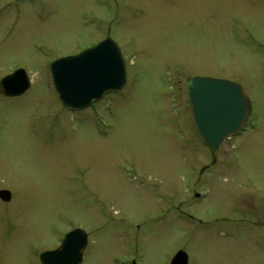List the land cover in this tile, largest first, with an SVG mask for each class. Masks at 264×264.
I'll use <instances>...</instances> for the list:
<instances>
[{
    "label": "rangeland",
    "instance_id": "1",
    "mask_svg": "<svg viewBox=\"0 0 264 264\" xmlns=\"http://www.w3.org/2000/svg\"><path fill=\"white\" fill-rule=\"evenodd\" d=\"M107 36L125 87L65 110L50 62ZM17 68L31 86L0 92V264H40L76 227L80 264H169L181 249L188 264H264V0H0V80ZM194 76L240 82L257 126L202 146Z\"/></svg>",
    "mask_w": 264,
    "mask_h": 264
},
{
    "label": "water",
    "instance_id": "2",
    "mask_svg": "<svg viewBox=\"0 0 264 264\" xmlns=\"http://www.w3.org/2000/svg\"><path fill=\"white\" fill-rule=\"evenodd\" d=\"M48 72L54 93L70 111L86 109L126 83L124 60L111 38L77 54L55 59ZM29 86L28 75L21 68L0 80V89L6 97L21 95ZM185 98L196 136L211 149L236 134L251 111L250 100L241 85L222 78H190ZM0 198L9 200L10 192L0 190ZM86 244V234L76 228L64 236L56 250L40 254L41 264H79ZM170 264H187L186 253L178 251Z\"/></svg>",
    "mask_w": 264,
    "mask_h": 264
},
{
    "label": "flooded vegetation",
    "instance_id": "3",
    "mask_svg": "<svg viewBox=\"0 0 264 264\" xmlns=\"http://www.w3.org/2000/svg\"><path fill=\"white\" fill-rule=\"evenodd\" d=\"M238 82V81H237ZM240 83V82H239ZM241 84V83H240ZM242 85V84H241ZM243 86V85H242ZM244 88V87H243ZM247 89V88H246ZM245 90V89H244ZM245 92H246V90H245ZM247 93V92H246ZM251 98V97H250ZM251 101H253L252 99H251ZM256 104L254 103V101L252 102V112H251V114H250V116L248 117V120L246 121V124H245V128L243 129V132L245 131V130H247L248 128H250V129H253L255 126H257V124H258V121H257V119L255 118V117H257L258 118V116L256 115V113H257V111H256ZM252 115H255L253 118L254 119H252ZM68 231H70V230H68ZM68 231H66V232H64V234H63V236L68 232ZM63 236H61V238L59 239V242H58V245L57 246H55V247H52L51 249H46V250H55L58 246H59V243H60V241H61V239H62V237ZM46 250H43V251H46Z\"/></svg>",
    "mask_w": 264,
    "mask_h": 264
}]
</instances>
